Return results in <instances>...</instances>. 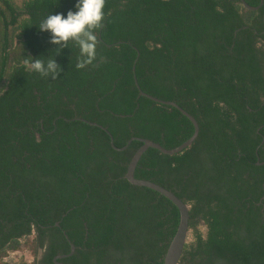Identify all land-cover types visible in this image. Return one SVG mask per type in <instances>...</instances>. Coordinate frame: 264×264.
<instances>
[{
	"label": "trees",
	"instance_id": "1",
	"mask_svg": "<svg viewBox=\"0 0 264 264\" xmlns=\"http://www.w3.org/2000/svg\"><path fill=\"white\" fill-rule=\"evenodd\" d=\"M74 4L0 0V264L21 247L34 260L20 264H56L70 242L65 264H162L177 207L125 179L141 142L116 150L88 123L106 127L116 147L188 139L189 119L139 96L135 78L199 126L190 146L174 155L148 148L135 169L189 206L193 240L179 264H264V3L105 0L96 60L84 69L75 42L55 57L38 29ZM31 57H55L63 71L42 77L26 67Z\"/></svg>",
	"mask_w": 264,
	"mask_h": 264
},
{
	"label": "clouds",
	"instance_id": "2",
	"mask_svg": "<svg viewBox=\"0 0 264 264\" xmlns=\"http://www.w3.org/2000/svg\"><path fill=\"white\" fill-rule=\"evenodd\" d=\"M104 7L105 0H75L73 9H69L66 13H51L41 21L38 29L40 32L49 34V43L58 49L55 57L60 54L69 41H73L79 47L76 67L84 69L94 63L98 44L95 30L101 26L104 20ZM55 57L48 59L31 57L25 62V65L42 77L55 79L63 71Z\"/></svg>",
	"mask_w": 264,
	"mask_h": 264
},
{
	"label": "water",
	"instance_id": "3",
	"mask_svg": "<svg viewBox=\"0 0 264 264\" xmlns=\"http://www.w3.org/2000/svg\"><path fill=\"white\" fill-rule=\"evenodd\" d=\"M262 1L263 0H261V3H262ZM241 2L244 6H246L250 10H256L260 7V5H258L256 7L250 6L245 2V0H241ZM133 69H134V67H133ZM135 84L138 88L139 96H145V97L149 98L150 100H152L156 103L165 104V105L175 107L180 113H182L185 117H187L194 127L193 134L188 139H186L181 144H179L178 146L170 148V149H167V148L163 147L162 145H160L159 143L154 142L148 138H142V137H132L131 139L128 140V142L124 146L116 147L113 143V136L107 130L106 127H103V126H101L97 123H94V122L88 121V123H90L91 125H94V126H98L102 130H104L109 135V137L111 139L112 147L116 150L126 149L128 147V145L133 140H136V141H139L142 143L138 147V149L134 152V154L132 155V157L128 163L127 170H126L124 177L129 183H131L133 185L147 187V188H150V189L160 193L161 195L166 197L168 200H170L177 207V209L180 213L179 224H178L177 230H176V232H175V234H174V236H173V238H172L171 242L169 243V246L166 250L162 264H179L185 243L187 241V233L189 230V206L187 205V203H185L184 200L179 198L171 190H169V189H167V188H165V187H163V186H161V185H159V184H157L151 180L141 179V178L135 177V169H136V166H137L138 161L140 160L142 154L148 148H155L164 154L174 155V154L181 152L183 149L187 148L188 146H190L192 144V142L198 136L199 126H198L196 119L190 113H188L185 109L181 108L176 102L162 100L160 98L154 97V96L144 92L143 90H141L140 86L138 85L136 78H135ZM258 164L263 165L264 161L259 162ZM56 225H58V224H56ZM74 251H75V245L70 242V252L56 256L54 258V261L58 264H64V263L57 262V259L69 257L74 253Z\"/></svg>",
	"mask_w": 264,
	"mask_h": 264
},
{
	"label": "rangeland",
	"instance_id": "4",
	"mask_svg": "<svg viewBox=\"0 0 264 264\" xmlns=\"http://www.w3.org/2000/svg\"><path fill=\"white\" fill-rule=\"evenodd\" d=\"M14 1L18 5H21L22 3V0H14ZM198 229H200L202 232H205V227L202 222L198 224ZM192 240H193V231L192 229H189L187 233L186 242H190ZM14 251H16L17 253L12 255L11 253H13ZM33 260H34V255L27 247H21L17 250L8 251L6 256L3 258V261L8 264H20L22 262L32 263Z\"/></svg>",
	"mask_w": 264,
	"mask_h": 264
},
{
	"label": "flooded vegetation",
	"instance_id": "5",
	"mask_svg": "<svg viewBox=\"0 0 264 264\" xmlns=\"http://www.w3.org/2000/svg\"><path fill=\"white\" fill-rule=\"evenodd\" d=\"M263 3H264V0L262 1V3H261V1H260V4H259L260 7H262ZM254 7H256V6H254ZM260 7H259V8H260ZM259 8H258V9H259ZM258 9H256V10H258ZM263 21H264V15H263ZM109 138H110V137H109ZM113 143H114V139H113ZM110 144H111V139H110ZM111 146H112V145H111ZM56 224H58V223H56ZM56 224H55V225H56ZM58 225H59V224H58ZM58 225H56V226H58ZM25 237H26V236H21V237L19 238V240H20V241H23V240L25 239ZM43 254H44V250H43V248H39V249H38V255H37V259H38L39 261H40L41 258L43 257ZM56 256H58V255H56ZM56 256H55V257H56ZM55 257H54V258H55ZM58 260H59V259H57V262H60V261H58ZM53 261H54V259H53ZM54 262H55V261H54ZM55 263H56V262H55ZM60 263H63V262H60ZM56 264H58V263H56ZM64 264H65V263H64Z\"/></svg>",
	"mask_w": 264,
	"mask_h": 264
},
{
	"label": "built area",
	"instance_id": "6",
	"mask_svg": "<svg viewBox=\"0 0 264 264\" xmlns=\"http://www.w3.org/2000/svg\"><path fill=\"white\" fill-rule=\"evenodd\" d=\"M15 253H17V252H16V251H14V252H13V253H11V254L13 255V254H15Z\"/></svg>",
	"mask_w": 264,
	"mask_h": 264
}]
</instances>
